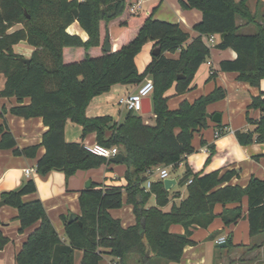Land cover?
Listing matches in <instances>:
<instances>
[{"label": "trees", "instance_id": "obj_1", "mask_svg": "<svg viewBox=\"0 0 264 264\" xmlns=\"http://www.w3.org/2000/svg\"><path fill=\"white\" fill-rule=\"evenodd\" d=\"M136 1L0 0V75L5 81L0 97H17L18 105L10 111L25 118L43 117L48 128L40 144L20 148L3 110L0 150L11 148L15 155L33 158L44 145L45 152L36 166L42 177L56 170L69 178L78 170L112 163L110 158L88 151L82 141L66 140L65 125L71 120L83 127L82 139L95 132L96 143L117 146L124 158L122 163L127 165L124 187L92 181L89 188L80 190L81 214L77 221L68 223V216H62L65 238L60 237L42 200H24L37 191L34 178L2 191L1 200L18 212L14 219L19 222L20 231L36 225L15 254L16 264H76L78 252V264H101L104 255L126 264L128 254L140 255L142 264H151L154 256L178 262L184 248L195 244L192 228H207L217 217L216 204L225 205L219 215L225 225L236 224L243 216L244 196L248 198L250 236L264 233V179L255 175L246 186L225 184L238 172L194 173L185 164V174L178 184L186 187L187 196L174 202L170 210L164 207L179 193L172 197L164 179L152 180L150 188L145 187L153 168L176 167L195 151V134L209 126L207 106L228 95L221 85H216L210 93L193 101L184 99L176 108L168 106L167 91L174 86L176 94L187 93L196 72L209 60L211 47L202 36L220 34L216 47L237 52L235 60H221L220 70L237 72L239 80L259 86L264 78V25L257 24L254 32H241L243 25L256 22L248 0H180L183 9L202 11L201 20L193 26L198 36L191 38L179 23L155 18L160 2L153 3L149 12L133 13L130 8ZM73 9H77L78 17ZM239 18L243 25L237 24ZM76 20L87 32V40L68 32ZM16 24L22 27L11 31ZM113 25L123 30L117 38L118 46L106 50L105 40ZM23 40L35 47L28 63L13 48ZM147 42H153L154 48L161 46V53L154 55L140 72L136 56ZM177 51L178 58L165 55ZM210 75V79L215 78L216 71ZM147 77L154 81L153 124L145 121L143 113L133 111H127L122 121L113 120L109 114L87 115L86 109L94 97L115 84L138 85ZM25 98H30V102L25 103ZM248 106L259 109L261 116L255 121V129L237 130L236 138L243 145L264 143V92L252 96ZM217 128L220 135L225 132L221 123ZM125 192L136 218L135 224L126 228L110 213L123 206ZM152 196L154 205L148 204ZM228 203L237 205L230 208ZM175 223L183 225L184 233L170 231ZM9 241L0 227V250ZM226 246L232 247V240L227 239Z\"/></svg>", "mask_w": 264, "mask_h": 264}, {"label": "crops", "instance_id": "obj_2", "mask_svg": "<svg viewBox=\"0 0 264 264\" xmlns=\"http://www.w3.org/2000/svg\"><path fill=\"white\" fill-rule=\"evenodd\" d=\"M140 1L141 6L138 11L149 12L150 6H152L153 3L160 2L159 7L155 10V18L179 23L184 30L190 32L191 38L198 36L193 26L201 20L202 11L197 9H183L180 5V0ZM247 4L252 12L256 14V22L243 25L244 21L239 18L237 24L243 25L241 30L248 29L252 25H256V27H258L257 24L264 25V0H248ZM21 27V24H16L10 30L12 31ZM113 28H120L121 31L123 29L121 26L115 25L109 28L110 34L108 36L111 40L110 45L115 49L118 46L117 38L120 33L114 36ZM67 30L71 34H78L83 40L88 39L87 32L83 30L78 20L74 21ZM214 36L215 43L210 46V60L202 63L196 72L192 88L188 90L187 93L178 95L175 92V87L172 86L171 89L167 91V96L169 97V108H176L182 100L188 99L193 101L203 94L210 93L216 85H221L228 92V95L223 101H220V103L209 104L207 106L208 112L212 115L216 113L221 114V120L217 123L214 122L212 118L208 117L209 126L203 131L196 133L193 139L195 151L185 156V160L174 167V170L183 166V164L190 166L194 173L201 172L206 174L207 172L218 170L222 174L227 170H235L238 174L234 176L230 182L225 184H240L246 186L254 175L260 179H264V143L253 142L252 144L243 145L240 143L239 139L236 138V132L237 130L248 131L256 128L257 124L255 121L260 118L261 112L259 109L255 108L249 109L248 105L251 103L252 96L264 92V78L261 80L259 86H251L249 83L239 80L237 72L220 70L221 60H235L237 52L231 48H217L216 45L221 39V36L220 34H215ZM207 38V35L202 36L205 43H207ZM149 43L152 45V51L150 57L146 60L147 64L145 68L152 62L153 58L154 44L153 42ZM13 48L16 53L27 58L31 57L35 49V47L31 46L26 40L15 44ZM179 54L180 52L177 51L166 53L165 55L168 58H178ZM145 68L143 70L139 68V71L142 72ZM212 70L216 71V77L210 79ZM4 83V77L0 75V88L3 87ZM142 83L138 85L123 83L113 85L109 91L94 97L90 101L86 109L87 115L89 117L107 114L114 115V110L111 108V101H118L119 104V100L123 96L135 92ZM29 102L30 98H25V103ZM169 103H172V107H170ZM15 105H18L17 97H0V123L3 122L2 112L5 110V118L9 129L12 130L17 145H19L20 148L40 144L42 142L43 133L48 129L43 121V117L25 118L16 115L10 111L11 107ZM121 109L124 108L121 107ZM225 109L228 110V116L225 115ZM245 110H247L248 113L252 112L249 113L251 116V119H249L250 121L245 120L243 116ZM123 116L118 121H122ZM144 118L146 122L153 124V110L149 114H144ZM220 123L225 132L221 135H216L218 132L217 127ZM65 128V138L67 141H82L85 145L96 143L95 132H91L82 139L83 127L76 122L68 120ZM202 141H204L205 144H202ZM44 152V145L40 147L38 155L33 158L15 155L11 148L1 149L0 193L18 187L23 182L27 181V179L34 178L37 184V191L26 195L24 200L26 202L34 199L42 200L53 225L62 238H65V225L62 216H68L70 213L81 214V208L79 207L80 190L85 189V185L88 181H95L107 186L116 185L122 187L127 183L125 177L127 165L125 163H115L113 161L108 165L104 164L98 168L78 170L76 174L69 178L65 176L64 172L56 170L42 177L37 173L36 166L37 159L41 157ZM161 167L164 166L159 165L149 171L150 175H148V178L150 180H157L159 178L158 170ZM27 168L33 170L29 175L25 174ZM171 168L169 169L170 178L174 177L177 179L176 184L170 189L172 190V197L177 193L179 194L178 196H174L170 203L164 207L165 210H170L174 202H179L187 196L186 187H181L178 184L181 175L172 174ZM126 197L127 194L125 192L124 203ZM155 201V196H152L148 204L154 205ZM247 201V196H244L241 203L243 206V216L239 218L236 224L230 226H226L219 216L225 205L216 204L215 213L217 217L207 228L199 226L193 227L191 238L195 240V244L188 245L184 248L183 256L180 261L170 262L169 264H264V233L258 234L255 237L250 236V223L247 218L249 205ZM236 205L237 204L234 203H228L227 206L231 208ZM112 212L111 209L110 213L113 216ZM17 213V210L13 207L11 208L6 205L0 207V217L3 222L0 227L4 234L10 239L5 248L0 250V264H16L15 254L21 250L29 233L36 227V225H34L24 232H21L19 222L14 219ZM113 217L120 219L124 228L134 225L136 221L133 207L128 203L125 205L124 213L122 212L119 216ZM170 231L173 233H184L185 228L183 225L175 223L170 227ZM223 237L232 240L233 246L227 247V241L223 244L218 243V240ZM224 247L225 249L223 250L218 249ZM76 257V264H78L81 260V252H78ZM111 257L113 258L109 261V264H119V259L114 256ZM106 258L107 255H104L102 262L105 261Z\"/></svg>", "mask_w": 264, "mask_h": 264}, {"label": "built area", "instance_id": "obj_3", "mask_svg": "<svg viewBox=\"0 0 264 264\" xmlns=\"http://www.w3.org/2000/svg\"><path fill=\"white\" fill-rule=\"evenodd\" d=\"M141 6V1L137 0L136 3L132 4L130 11L133 13H136ZM215 36L214 35H209L207 38V44L209 46L213 45L215 42ZM154 90V81L151 77L146 78L141 85L138 86V89L126 96H123L119 100V105L124 108L125 110L128 111H133L137 114L143 113L144 111V100L146 97H151L152 92ZM216 135H219V132H217ZM86 149L90 152H93L99 156L105 157L106 159L111 158L119 154V148L117 146H111V147H106L102 144L99 143H94L91 145H85ZM172 166H164L159 168L158 174L160 179H165L170 177L169 169ZM32 169L27 168L25 170V174L29 175L32 173ZM152 183V180L148 179L145 187L147 189L150 188ZM227 241L226 237L220 238L218 240V243L223 244L224 242Z\"/></svg>", "mask_w": 264, "mask_h": 264}, {"label": "rangeland", "instance_id": "obj_4", "mask_svg": "<svg viewBox=\"0 0 264 264\" xmlns=\"http://www.w3.org/2000/svg\"><path fill=\"white\" fill-rule=\"evenodd\" d=\"M113 29H114L113 30L114 36H117L121 31L120 28H113ZM256 30H257L256 25H252L248 29L241 30V32L250 33V32H254ZM151 51H152V45L149 42H147V43H145V45H143L142 49L137 54L136 61H137V66H138V68H140V70H143L145 68V66L147 64L146 60H147V58L150 57ZM223 100L224 99H220L219 101H216L214 103H220V101H223ZM214 103H211V104H214ZM169 105H170V107H172V103L171 104L169 103ZM111 106H112L111 107L112 110H114V115H112V114H109V115L113 118V120L118 121V120H120V118H122L123 115L124 116L126 115L127 111L125 109H121V107L118 104V101H111ZM172 108H174V107H172ZM249 113H252V112H249ZM249 113L247 110H245V113L243 114L245 120H247V121H250L249 119H251V116ZM225 115L228 116V110L227 109H225ZM124 116H123V118H124ZM185 169H186V165L183 164V166L178 167V169L174 170V167L171 168V170H172L171 173L183 176L185 174L184 173ZM126 204L127 203L125 201V203L123 204V206L121 208L112 209L113 216L116 217V216H119L120 213H122V212L124 213V209H125ZM218 249L223 250V249H225V247L224 248H218ZM127 256L128 257L126 260V264H142V258L140 255L128 254ZM112 258L113 257L107 255V258L105 259V261L101 262V264H109V261H111ZM169 263H170V261H167L162 257H156V256H154L152 258V261H151V264H169Z\"/></svg>", "mask_w": 264, "mask_h": 264}, {"label": "water", "instance_id": "obj_5", "mask_svg": "<svg viewBox=\"0 0 264 264\" xmlns=\"http://www.w3.org/2000/svg\"><path fill=\"white\" fill-rule=\"evenodd\" d=\"M73 13L75 14L76 17L79 16L77 9H73ZM105 49L106 50H111L112 49V45H110V37L109 36L105 40ZM160 53H161V46H157V47H155L153 49V56L154 55H158ZM22 60L28 63L30 61V58L24 57V58H22ZM183 77H185V76L179 75V78H183ZM152 110L153 109H151V97H146L145 100H144V111H143V113L144 114H149V113L152 112ZM207 117L212 118V120L214 122H217V123L220 122V120H221V114H219V113H216V114L212 115L210 112H207ZM110 159H111V161H113L115 163H122L124 161L123 155L121 153L117 154L114 157H111ZM176 182H177V179L174 178V177L173 178H170V177L169 178H165L164 179L165 188L167 190L172 189L173 185H175ZM90 186H91V182L88 181L86 183V185H85V188H89ZM3 205H5V202L3 200H0V207L3 206ZM77 219H78V214L70 213L68 215L67 222L68 223H72L74 221H77ZM146 255L149 256V251L146 253Z\"/></svg>", "mask_w": 264, "mask_h": 264}]
</instances>
